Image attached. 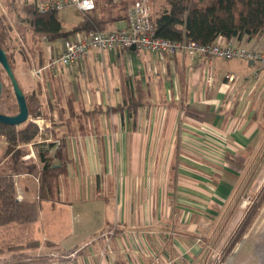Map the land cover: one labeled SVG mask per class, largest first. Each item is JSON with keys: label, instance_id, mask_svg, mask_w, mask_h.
<instances>
[{"label": "crops", "instance_id": "0c3cea01", "mask_svg": "<svg viewBox=\"0 0 264 264\" xmlns=\"http://www.w3.org/2000/svg\"><path fill=\"white\" fill-rule=\"evenodd\" d=\"M2 1L18 7L43 0ZM133 1L94 0L92 11L112 20L107 31L127 30ZM164 3L150 0L151 13ZM71 11L80 12L66 7L58 13L65 31L83 19L80 12L77 23L65 29ZM64 41L36 38L30 46L37 52L33 67L61 53ZM236 41L264 51L263 38ZM233 61L228 67L217 58L118 47L92 49L65 70H44L36 83L40 110L48 116L46 130L62 133L66 173L55 200L45 201L38 199L36 177L15 178L17 198L39 202L38 210L30 222L1 225L0 248L31 241L39 246L10 251L21 260L8 263L0 256V264H150L158 251L182 255L174 264H264L258 247L264 236L252 228L260 212L242 227L228 254L222 253L246 211L235 205L245 184L240 165L256 146L245 132L263 130L252 129L250 121L231 130L242 94L264 90V69L254 77L256 66ZM225 74L235 80L227 82ZM59 86L69 95L66 106ZM22 233L29 237L22 239Z\"/></svg>", "mask_w": 264, "mask_h": 264}, {"label": "trees", "instance_id": "16d2710c", "mask_svg": "<svg viewBox=\"0 0 264 264\" xmlns=\"http://www.w3.org/2000/svg\"><path fill=\"white\" fill-rule=\"evenodd\" d=\"M148 4L150 6V0ZM18 10L23 16L22 22L28 24L31 34L48 41L67 40L76 33H85L90 30L107 31L106 28L112 21L89 11L83 13V19L76 26L65 31L61 26L58 11L39 13L34 4H22ZM150 18L155 36L169 40H189L199 44H212L219 36L226 40L233 38L235 40L264 39V0H165L164 5L158 11L150 12ZM4 19L0 14L2 29L0 47L6 53L9 62L7 42H10L8 34L11 28L4 22ZM25 99L28 112L32 111L35 114L40 110L41 105L35 91L26 94ZM119 109V106L107 108L106 112H115ZM0 113L6 115L16 113V109L2 106L1 95ZM36 132L37 128L32 123L21 127L0 123V139L4 140L3 152L0 155V226L12 222H30L38 210L39 202L25 203L17 200L16 177L20 175L36 177L39 185L38 199L45 201L55 200L59 177L66 173L65 166L68 161L63 141L53 156H50L47 151L37 152L38 164L22 160L27 153L26 145L34 139ZM263 203L264 186L252 198V205L246 209L222 253L228 254L234 247L241 237L242 227L248 219L256 218ZM38 246L37 241L23 245H6L0 248V254Z\"/></svg>", "mask_w": 264, "mask_h": 264}, {"label": "built area", "instance_id": "2783aa9c", "mask_svg": "<svg viewBox=\"0 0 264 264\" xmlns=\"http://www.w3.org/2000/svg\"><path fill=\"white\" fill-rule=\"evenodd\" d=\"M66 7L75 8L82 13L92 11L95 8L94 0H43L35 4V9L39 13L49 11H61ZM127 30L120 31H98L90 30L85 33H76L71 38L64 41L61 53L51 56L44 66L33 68L31 73L35 78L42 77L44 70L56 71L65 70L78 63L90 50L111 52L116 48L144 49L160 56L185 54L187 56H206L226 61L243 60L252 62L256 66L254 77L259 71L264 69V51L260 49L245 47L233 39L226 40L219 36L212 44H199L189 40H169L155 36L154 26L150 18V6L148 0H134L127 8ZM227 82H233V74H225ZM211 81V76L207 77ZM29 117V116H28ZM37 132L34 139L29 142L27 153L22 157L24 161L38 160L37 152L47 151L54 154L61 146V139H42V131H47L45 120L41 116H36L32 121ZM51 144V146H49ZM17 200H21L20 197ZM177 260H183V256H172L166 251H158L152 258L150 264H174Z\"/></svg>", "mask_w": 264, "mask_h": 264}, {"label": "rangeland", "instance_id": "374dc122", "mask_svg": "<svg viewBox=\"0 0 264 264\" xmlns=\"http://www.w3.org/2000/svg\"><path fill=\"white\" fill-rule=\"evenodd\" d=\"M16 6L17 5L8 6L2 0H0V14H2L3 17L5 18L4 22L7 23L9 27L11 28L10 34H8L10 42H7V44L9 45V48L7 50V53H8L7 55H9V58H10L9 62L11 64L14 77L16 78L24 95H26L28 93H31L34 90H36V93L39 92V90H41L40 85L36 84L37 80H40V79L35 78L31 73L32 69L35 68L33 67V61H36L37 52L36 51L32 52L30 46L33 42H35L36 37H34L31 34L30 30L28 29V24L25 23L24 21L22 22V20L20 19L21 12L18 10V7L20 5L18 7ZM71 12L72 13L69 12L68 14L70 15L69 19L65 18L63 21L62 25L65 29H70L72 25H75L77 23L78 18H81L82 16L80 12H77V11H71ZM64 13H66V11H64ZM72 22L74 24H72ZM1 31L2 29H1V23H0V32ZM223 61L228 63V67H230L234 63V61L231 62L232 60L231 61L223 60ZM244 63L247 64V62H244ZM0 80L2 82V92L0 94L2 106L4 108L11 107L13 109H16V113H17V105H16V101L14 98V94H13L9 79L6 76L1 66H0ZM78 81H80L81 83L80 86L84 90L83 82H81V80H78ZM72 85L73 87H75V84H72ZM62 89H63L62 86H59V98H60L62 106H66L69 95L66 96V93L62 95ZM72 96H74V93ZM237 102L239 103L241 102L240 106L242 109L238 111V115L237 114L232 115L230 119L231 130L232 131L239 130L241 124H243L246 121H250L251 123L250 126L252 129L255 126L258 127V125L261 128H263V130H260V132L258 133L255 132V130L253 132H251L250 130L248 132H245V134L249 138V142L251 140V142L254 143L256 146H255V149L251 151V154H250L251 157L249 158V160L246 161V163L243 162L240 165V171L241 173H244L245 175V184L242 185V187H244L243 192L239 194L238 196H236L235 205H237L238 209L242 210V208L248 209V207L252 205V198L256 196L258 192L260 191V189H262L264 186V141L260 147V151L256 154L257 146L259 145V143H261L262 139L264 140V90L260 91V89L258 88H254V89L249 88L246 93L242 94L241 101H237ZM46 110H48L47 107H46ZM246 112H247V115H245ZM44 113H45L44 108H42L35 114L32 113V111H30L27 121L18 127L24 126L27 123L34 124L32 121L35 120L36 116L38 115L43 118L45 117L48 119V116L45 115ZM59 135H62V133L58 131L55 132L54 130L51 132L42 131L41 137L42 139L50 138L52 140H56L57 138L59 139L61 138ZM3 145H4V140L0 139V155L3 152ZM254 156H257V157L253 162L251 161V158ZM26 162H32V161H26ZM32 188L34 189V186H32ZM21 201L25 203L30 202L26 200H21ZM259 212H260V215L257 218L256 225L253 226L252 228H255L254 232H256L261 237V236H264V204L260 208ZM236 215L237 214H235L234 216ZM249 222H250V219H248L245 225L248 224ZM232 223L234 224V222ZM23 228H25V226ZM22 237H23L22 239H27V237L29 236L26 237L24 236V233H22ZM258 247L260 248L262 247L264 250V237L262 238V240H260ZM210 248L213 249V252L219 251L217 246H214V247L210 246ZM4 253H1V254H4ZM1 254H0L1 259H5V261H7L8 263L13 262L14 259H16V261L21 260L19 257H15L13 252H10V251H7V253L4 255H1ZM263 254H264V251H263ZM221 255L222 254L220 253V257Z\"/></svg>", "mask_w": 264, "mask_h": 264}, {"label": "water", "instance_id": "95a60500", "mask_svg": "<svg viewBox=\"0 0 264 264\" xmlns=\"http://www.w3.org/2000/svg\"><path fill=\"white\" fill-rule=\"evenodd\" d=\"M131 50H135V47L132 46ZM249 64H252V62H249ZM0 66L2 67L6 76L9 79L18 109L15 115H6L0 113V123L3 125L18 127L27 121L29 116L28 107H27L25 95L21 90L16 78L14 77L6 53L4 52V50H2L1 47H0ZM1 92H2V82L0 80V94Z\"/></svg>", "mask_w": 264, "mask_h": 264}]
</instances>
